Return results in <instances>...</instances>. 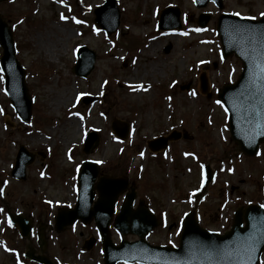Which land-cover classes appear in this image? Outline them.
Masks as SVG:
<instances>
[{
	"label": "rangeland",
	"instance_id": "1",
	"mask_svg": "<svg viewBox=\"0 0 264 264\" xmlns=\"http://www.w3.org/2000/svg\"><path fill=\"white\" fill-rule=\"evenodd\" d=\"M223 1L222 11L212 3L198 8L192 0H116L120 27L112 36L94 23V11L105 0L0 3V16L13 31L17 59L27 71L33 100L31 122L25 125L6 95L0 63V264H36L25 261L23 254L29 247L38 252L40 227L47 241L44 253L53 262L104 264L94 221L77 222L60 234L50 228L60 208L74 207L86 160L98 163L100 176L128 177L135 185L136 206L144 203L161 220L147 238L152 245L178 246L184 216L197 204L201 226L219 233L230 229L238 207L264 205V144L255 157L241 153L231 140L228 114L217 97L218 90L234 83L242 72L235 56L222 57L218 18L224 12L262 18L264 0ZM167 7L180 9L182 29L158 30ZM201 13L211 14L212 19L197 32ZM42 42L51 46L62 42L63 47L51 55ZM80 47L96 55L94 70L86 79L73 73ZM2 54L0 47V58ZM152 65L165 68L145 75ZM68 90L73 95L69 102L51 106ZM87 96L98 101L84 105ZM114 120L129 124L125 141L114 134ZM91 131L98 133L100 142L86 155L83 147ZM172 131L191 138L171 142L159 153L149 150V141ZM20 146L36 155L26 181L21 182L10 175ZM206 166L213 174L209 184ZM122 203L121 197L119 206ZM10 212L30 220L31 242L11 225ZM111 237L116 245L123 239L112 227ZM91 238L97 244L87 251L84 243Z\"/></svg>",
	"mask_w": 264,
	"mask_h": 264
},
{
	"label": "water",
	"instance_id": "2",
	"mask_svg": "<svg viewBox=\"0 0 264 264\" xmlns=\"http://www.w3.org/2000/svg\"><path fill=\"white\" fill-rule=\"evenodd\" d=\"M7 0H0L5 2ZM199 8L206 7L213 0H194ZM217 7L223 9V0H214ZM96 23L109 35L115 33L120 25V13L115 0H107L97 9ZM179 9L168 8L162 12L159 29L162 31L181 29ZM211 19L209 14H201L199 26L205 28ZM218 31L221 36L223 55L235 54L243 63V72L235 85L224 87L219 98L226 106L230 116L232 140L240 146L245 155L255 156L264 142V19L252 20L223 14L219 18ZM0 45L4 49L2 66L6 74V90L13 107L20 119L29 123L32 116V100L26 85V70L16 58L13 33L0 17ZM95 54L83 47L78 53V63L74 68L76 75L88 77L94 69ZM204 90L206 85L204 84ZM96 99H85L84 103ZM113 130L121 138L128 134L126 125L113 124ZM180 135L174 132L169 138H162L150 143L151 149H165L169 140H177ZM99 139L92 133L85 146V153H90ZM35 160V155L24 147L17 155L12 177L26 179V169ZM99 173L97 165L86 162L83 166L79 185V199L73 210L60 211L56 217V230L62 232L67 226L78 220L84 224L95 220L103 238L105 264L119 262L141 264H260L264 252V207L249 205L235 212L233 227L224 235L207 231L200 227L195 211L185 217L179 248L152 246L145 240L147 234L158 226L153 215L140 208L133 212L135 192L126 197L120 215L116 218L115 228L124 236L134 234L140 240L134 243L123 241L120 246L113 244L109 232L112 218L116 211L118 196L127 189V179L102 178L97 185L99 198L94 201L93 183ZM212 178L208 175V180ZM12 223L17 225L24 237H29L31 226L22 216L11 215ZM95 240L86 243L90 250ZM40 245L43 246L42 241ZM26 257L40 264H53L43 256L36 257L34 252Z\"/></svg>",
	"mask_w": 264,
	"mask_h": 264
},
{
	"label": "bare ground",
	"instance_id": "3",
	"mask_svg": "<svg viewBox=\"0 0 264 264\" xmlns=\"http://www.w3.org/2000/svg\"><path fill=\"white\" fill-rule=\"evenodd\" d=\"M61 33L63 35H65L66 34V31L65 30H62ZM61 41H62V39H61ZM43 43H46L47 45L46 44H43ZM42 45H43V49L45 51H48V54H51V55H54L56 52H58L63 47L62 42H56V44L54 43L53 46H51L50 43H48V42H42ZM152 46H153V41H151L149 43V46L148 47L150 48V50H151ZM164 66L160 67L159 65H152V66H150V70L148 72H145V75L151 76L153 74L161 73L162 70H163V68H165ZM72 97H73V95H72V93L69 90L68 91H63L51 103V106H54L55 105V106H58L59 107V106H61L63 104H66L67 102H69L72 99ZM71 125L72 126H75L76 125L75 121H72L71 122ZM62 133H64L63 130H62Z\"/></svg>",
	"mask_w": 264,
	"mask_h": 264
},
{
	"label": "snow or ice",
	"instance_id": "4",
	"mask_svg": "<svg viewBox=\"0 0 264 264\" xmlns=\"http://www.w3.org/2000/svg\"><path fill=\"white\" fill-rule=\"evenodd\" d=\"M214 2V0H213ZM236 15H239V13H237ZM62 19H64V17H61ZM77 23H80V21H77ZM195 31L199 32L201 31V29H195ZM192 95H195V92L192 93ZM217 103H219V101H217ZM141 155H143V153H141ZM262 207H264V205H262ZM0 211H3L2 209H0ZM10 222V221H9Z\"/></svg>",
	"mask_w": 264,
	"mask_h": 264
}]
</instances>
